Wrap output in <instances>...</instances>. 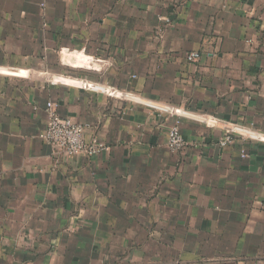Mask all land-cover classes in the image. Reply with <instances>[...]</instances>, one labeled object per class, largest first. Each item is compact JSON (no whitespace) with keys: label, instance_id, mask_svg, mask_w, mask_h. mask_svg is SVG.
<instances>
[{"label":"crops","instance_id":"obj_1","mask_svg":"<svg viewBox=\"0 0 264 264\" xmlns=\"http://www.w3.org/2000/svg\"><path fill=\"white\" fill-rule=\"evenodd\" d=\"M216 122L264 136V0H0V264H264V140Z\"/></svg>","mask_w":264,"mask_h":264},{"label":"built area","instance_id":"obj_2","mask_svg":"<svg viewBox=\"0 0 264 264\" xmlns=\"http://www.w3.org/2000/svg\"><path fill=\"white\" fill-rule=\"evenodd\" d=\"M198 59L199 54L196 52L186 54V60L189 63H195ZM45 113L47 116V124L38 138L55 154L68 157L84 154L88 157H93L108 150L106 146L101 144L86 143L84 140V132L87 126L80 122H75L70 118L61 117L56 112L52 103L46 104ZM203 120L205 121V119ZM215 124L216 126H220L225 132L223 138L218 143L220 148L230 145L233 142V135L235 134L242 137L264 140V136L257 135L254 132L242 128H234L218 122ZM248 133L254 136H249ZM166 140L168 149L173 153L181 151L185 146V141L177 124L167 130Z\"/></svg>","mask_w":264,"mask_h":264},{"label":"water","instance_id":"obj_3","mask_svg":"<svg viewBox=\"0 0 264 264\" xmlns=\"http://www.w3.org/2000/svg\"><path fill=\"white\" fill-rule=\"evenodd\" d=\"M61 62L72 68H80L83 70L95 71L101 73L106 62L104 60H94L91 57H87L82 53L65 50L61 52Z\"/></svg>","mask_w":264,"mask_h":264}]
</instances>
